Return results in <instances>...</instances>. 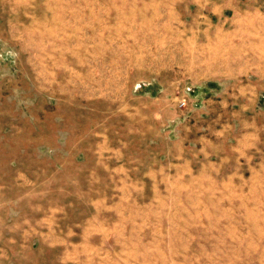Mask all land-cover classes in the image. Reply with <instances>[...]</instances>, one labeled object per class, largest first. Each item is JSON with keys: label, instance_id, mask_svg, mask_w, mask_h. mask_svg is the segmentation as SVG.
<instances>
[{"label": "rangeland", "instance_id": "rangeland-1", "mask_svg": "<svg viewBox=\"0 0 264 264\" xmlns=\"http://www.w3.org/2000/svg\"><path fill=\"white\" fill-rule=\"evenodd\" d=\"M260 41L264 0H0V264H264Z\"/></svg>", "mask_w": 264, "mask_h": 264}, {"label": "crops", "instance_id": "crops-1", "mask_svg": "<svg viewBox=\"0 0 264 264\" xmlns=\"http://www.w3.org/2000/svg\"><path fill=\"white\" fill-rule=\"evenodd\" d=\"M264 43V41H260V44L262 45ZM175 168L177 169V175L178 173L181 171H188L190 168L189 163H187V159L186 158H182L181 160H178L177 163L174 164ZM152 172V171H151Z\"/></svg>", "mask_w": 264, "mask_h": 264}]
</instances>
